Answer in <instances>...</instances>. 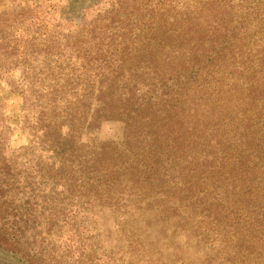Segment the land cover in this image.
<instances>
[{"label": "trees", "instance_id": "16d2710c", "mask_svg": "<svg viewBox=\"0 0 264 264\" xmlns=\"http://www.w3.org/2000/svg\"><path fill=\"white\" fill-rule=\"evenodd\" d=\"M234 2L104 0L90 11L97 94L93 80L80 129L79 112L71 121L59 105L39 137H53L59 159L52 213L35 184L20 208L0 194V248L29 264H166L178 250L164 256L158 232L203 249L202 264H264V48L247 42L255 10ZM18 16L15 28L0 16V79L18 73L22 56L7 47L33 21ZM104 125L120 128L116 142L80 144L79 130Z\"/></svg>", "mask_w": 264, "mask_h": 264}, {"label": "rangeland", "instance_id": "374dc122", "mask_svg": "<svg viewBox=\"0 0 264 264\" xmlns=\"http://www.w3.org/2000/svg\"><path fill=\"white\" fill-rule=\"evenodd\" d=\"M174 1L182 4V0ZM103 2L104 0H0V16L9 19L13 28L21 23L19 13L30 11L33 18L29 25L21 24L24 29L30 28L27 35L18 41L11 40L7 47L12 53L22 56L13 65L18 73H14L9 79H0V194H6L17 208L27 199L26 194H32L27 184L30 183L35 184V193L42 194L40 200H37V207L44 206L42 210L45 209L43 213L46 216L50 217L52 213L53 184L58 176L59 159L53 137H44L43 143L39 137L42 130L49 131L47 126L54 124L63 115L57 109L59 105L71 108L66 111L70 114L71 121L79 112L82 117V120L79 119V129L84 124V114L88 111L85 110L86 95L92 91L93 80L96 85L93 91L97 94L100 82V77L92 74L98 71L97 66L100 67V64L94 60V65H90L87 57L89 41L92 39L89 37L90 11L98 9ZM241 2L255 10L249 16V30L245 31L248 45L256 42L257 49H263L264 0H235L234 4L237 6ZM107 8L106 1L104 10ZM246 15L248 11L243 13V17ZM52 35L59 36L58 41L63 46L55 44ZM58 51L62 57H57ZM94 114L91 113L90 116ZM62 132H68L67 126ZM86 133L87 128L84 132L79 130L80 144L101 147L116 142L121 130L104 125L93 136L88 137ZM72 154V150L68 151L66 157ZM5 222V212L0 208V229L10 228V225H4ZM151 235L150 239L155 241L157 249L164 256H170L174 249L178 250L177 258H168L166 264H182V259L196 264L203 263L204 250L201 249L198 253L192 242L186 245L187 241H175L158 232ZM52 248L53 244H50L49 249ZM0 249L29 264L21 255ZM216 252L215 250L213 254ZM0 263L11 264L1 259Z\"/></svg>", "mask_w": 264, "mask_h": 264}, {"label": "water", "instance_id": "95a60500", "mask_svg": "<svg viewBox=\"0 0 264 264\" xmlns=\"http://www.w3.org/2000/svg\"><path fill=\"white\" fill-rule=\"evenodd\" d=\"M0 259L3 261H6L7 263H11V264H25L16 255L6 252L2 249H0Z\"/></svg>", "mask_w": 264, "mask_h": 264}]
</instances>
